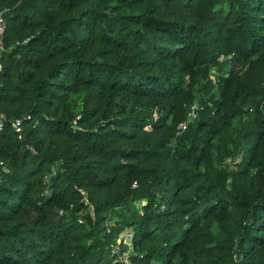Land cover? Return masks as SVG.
Returning <instances> with one entry per match:
<instances>
[{
    "label": "trees",
    "instance_id": "16d2710c",
    "mask_svg": "<svg viewBox=\"0 0 264 264\" xmlns=\"http://www.w3.org/2000/svg\"><path fill=\"white\" fill-rule=\"evenodd\" d=\"M0 12V264H264V0Z\"/></svg>",
    "mask_w": 264,
    "mask_h": 264
},
{
    "label": "built area",
    "instance_id": "2783aa9c",
    "mask_svg": "<svg viewBox=\"0 0 264 264\" xmlns=\"http://www.w3.org/2000/svg\"><path fill=\"white\" fill-rule=\"evenodd\" d=\"M1 12H0V58H1V54L4 51V46L2 43V34H3V30H4V23H3V19L1 16ZM1 64H0V71H1ZM200 110V107L198 104H192L189 109H188V120L187 122H184L182 124H180L178 126L179 131H184L187 127V124L193 122L196 118H197V111ZM260 110H262V113L264 114V102H262ZM29 119V116L23 117L21 119H15L11 122V126L12 128L18 133V139H21V134H22V123L24 120ZM6 117L4 115V113L0 112V130L3 127V124L6 122ZM3 166V163L0 160V167ZM120 240H122V242L124 244H126L128 247H130V240H131V234L129 231H125L122 235L119 236L118 242H120ZM130 250L127 248L126 252L124 255H126Z\"/></svg>",
    "mask_w": 264,
    "mask_h": 264
}]
</instances>
